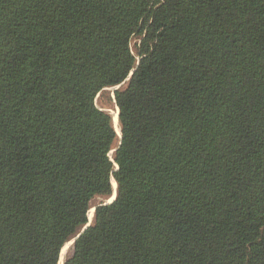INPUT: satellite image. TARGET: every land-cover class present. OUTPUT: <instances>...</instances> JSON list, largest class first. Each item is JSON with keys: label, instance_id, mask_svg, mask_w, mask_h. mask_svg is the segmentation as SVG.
Returning <instances> with one entry per match:
<instances>
[{"label": "trees", "instance_id": "obj_1", "mask_svg": "<svg viewBox=\"0 0 264 264\" xmlns=\"http://www.w3.org/2000/svg\"><path fill=\"white\" fill-rule=\"evenodd\" d=\"M75 237L64 264H264V0H0V264Z\"/></svg>", "mask_w": 264, "mask_h": 264}, {"label": "rangeland", "instance_id": "obj_2", "mask_svg": "<svg viewBox=\"0 0 264 264\" xmlns=\"http://www.w3.org/2000/svg\"><path fill=\"white\" fill-rule=\"evenodd\" d=\"M139 42V39L137 38V37H134L133 39H132V49L134 50V51H136L135 50V45H136V43H138ZM110 89H112V88H110ZM114 89H115V87H114ZM97 103H98V105L99 106H104L103 105V103H102V101L98 98L97 99ZM105 109H107V110H109L112 114H113V120H114V117H115V114H116V109H117V107H112V106H109V107H104ZM117 116V115H116ZM116 121V120H115ZM113 185L115 186V184L113 183ZM115 189V188H114ZM115 191V190H114ZM113 194H114V192H113ZM112 194V195H113ZM112 195L110 196V197H108V198H97V199H95V200H93V205H92V208L90 209V211H89V221H90V219L92 220L93 219V215H94V207H95V205L94 204H96L97 202H99V201H104V203L105 202H108L109 201V198H111L112 197ZM92 215V216H91ZM88 224V223H87ZM69 246V244H66L65 246H64V251H63V253H62V257L64 258V257H66V255H67V253H68V251H69V248H70V246ZM63 260V259H62ZM60 264V263H59ZM62 264V263H61Z\"/></svg>", "mask_w": 264, "mask_h": 264}, {"label": "water", "instance_id": "obj_3", "mask_svg": "<svg viewBox=\"0 0 264 264\" xmlns=\"http://www.w3.org/2000/svg\"><path fill=\"white\" fill-rule=\"evenodd\" d=\"M135 70H133L131 73H130V75L129 76H131L132 74H133V72H134ZM128 80V79H127ZM125 83V81L123 82V83H121V84H119L118 86H116L115 87V89H118L121 85H123ZM119 112H120V110H119V108L117 107V109H116V114H117V116H118V119H119ZM119 133V132H118ZM119 135H120V133H119ZM117 185V184H116ZM114 195V194H113ZM112 195V196H113ZM117 195H118V190H117V188H116V195H115V197L113 198V199H111L110 201H108V202H105V203H109V202H112V201H114L116 198H117ZM95 208L96 207H94V210H95ZM92 223V220L90 219V221L88 222V224L83 228V231L90 225ZM80 235V234H79ZM78 235V236H79ZM77 236V237H78ZM77 237H75V238H73V239H71V240H69L66 244H69V246L70 245H72L73 244V242L75 241V239L77 238ZM65 244V245H66ZM64 245V246H65ZM68 246V247H69ZM63 250H64V247H63V249H62V251H61V255H60V260H59V263H62V264H64V261H65V257L63 258L62 257V253H63ZM63 259V260H62Z\"/></svg>", "mask_w": 264, "mask_h": 264}, {"label": "bare ground", "instance_id": "obj_4", "mask_svg": "<svg viewBox=\"0 0 264 264\" xmlns=\"http://www.w3.org/2000/svg\"><path fill=\"white\" fill-rule=\"evenodd\" d=\"M117 114H115V117H114V122H115V125H116V127L120 130V128H119V124H118V121H117V116H116ZM116 120V121H115ZM112 182L114 183V179L112 180ZM116 183V182H115ZM114 195L111 197V198H109V201L111 200V199H113L114 197H115V195H116V185L114 186ZM92 216V215H91ZM64 251V250H63ZM61 264V263H60Z\"/></svg>", "mask_w": 264, "mask_h": 264}, {"label": "snow or ice", "instance_id": "obj_5", "mask_svg": "<svg viewBox=\"0 0 264 264\" xmlns=\"http://www.w3.org/2000/svg\"><path fill=\"white\" fill-rule=\"evenodd\" d=\"M98 219V217H97ZM90 227H95V223H93ZM68 264H71V259H69Z\"/></svg>", "mask_w": 264, "mask_h": 264}]
</instances>
